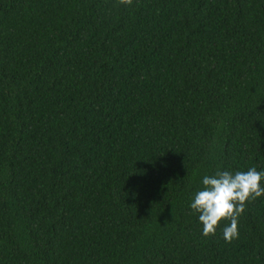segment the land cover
<instances>
[{"label":"trees","instance_id":"obj_1","mask_svg":"<svg viewBox=\"0 0 264 264\" xmlns=\"http://www.w3.org/2000/svg\"><path fill=\"white\" fill-rule=\"evenodd\" d=\"M250 167L264 0H0V264H264V196L189 206Z\"/></svg>","mask_w":264,"mask_h":264},{"label":"clouds","instance_id":"obj_2","mask_svg":"<svg viewBox=\"0 0 264 264\" xmlns=\"http://www.w3.org/2000/svg\"><path fill=\"white\" fill-rule=\"evenodd\" d=\"M133 0H120L131 5ZM264 171L250 167L247 171L230 172L217 169L202 178L199 189L190 202V208L198 214L202 235H215L222 220L230 223L223 228V239L231 243L239 236L238 219L244 213L246 202L264 196Z\"/></svg>","mask_w":264,"mask_h":264}]
</instances>
